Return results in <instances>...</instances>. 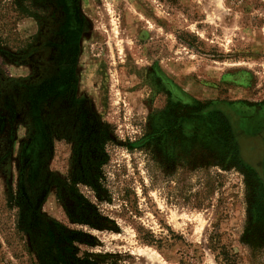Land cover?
Wrapping results in <instances>:
<instances>
[{
	"label": "rangeland",
	"instance_id": "obj_1",
	"mask_svg": "<svg viewBox=\"0 0 264 264\" xmlns=\"http://www.w3.org/2000/svg\"><path fill=\"white\" fill-rule=\"evenodd\" d=\"M226 258L264 264V0H0V264Z\"/></svg>",
	"mask_w": 264,
	"mask_h": 264
},
{
	"label": "trees",
	"instance_id": "obj_2",
	"mask_svg": "<svg viewBox=\"0 0 264 264\" xmlns=\"http://www.w3.org/2000/svg\"><path fill=\"white\" fill-rule=\"evenodd\" d=\"M29 8H30L29 6L23 7V9H26V10H30ZM225 260H226L225 261L226 262L225 264H236L235 261L232 262L231 259H229V258H226Z\"/></svg>",
	"mask_w": 264,
	"mask_h": 264
}]
</instances>
